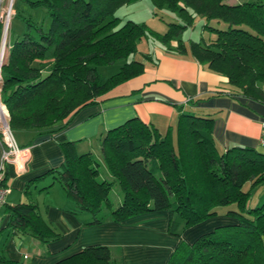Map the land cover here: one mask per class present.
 <instances>
[{"label":"trees","instance_id":"16d2710c","mask_svg":"<svg viewBox=\"0 0 264 264\" xmlns=\"http://www.w3.org/2000/svg\"><path fill=\"white\" fill-rule=\"evenodd\" d=\"M27 1L45 10L51 25L44 32L26 20L28 31L11 45L3 66L0 96L12 131L52 134L79 110L141 76L150 56H143L145 61L130 59L148 36L168 52L190 55L227 78L234 94L264 105V2L151 0L156 11L167 10L183 22L169 23L168 31L160 34L146 24L116 16L122 7L141 0ZM197 17L206 21L204 27L216 38L187 45L181 35ZM212 21L226 27L210 26ZM117 62H123L119 71L103 79L99 69ZM214 127L212 115L184 113L174 128L162 134L138 118L131 119L102 139V159L111 180L99 179V163L92 154L79 155L72 143H64L61 170L31 181L26 192L52 176L44 190L60 183L82 211L93 215V224L169 212V234L180 242L167 264H264V203L248 207L254 187L264 185V154L247 147H232L221 154ZM115 184L123 197L116 209L110 200ZM247 184L251 187L245 191ZM232 205L236 207L227 216L236 218L237 224L220 226L192 244L184 241L187 230ZM7 211L13 234L45 244L61 238L37 205L23 203ZM0 264L14 263L0 256ZM56 264L121 263L110 247L91 246Z\"/></svg>","mask_w":264,"mask_h":264},{"label":"crops","instance_id":"0c3cea01","mask_svg":"<svg viewBox=\"0 0 264 264\" xmlns=\"http://www.w3.org/2000/svg\"><path fill=\"white\" fill-rule=\"evenodd\" d=\"M242 0H234L241 4ZM236 5V4H235ZM174 47L176 42H172ZM145 72L125 82L98 103L79 110L62 129L52 134L38 131L19 133L18 143L29 148L30 161L25 171L8 167L10 193L1 210L0 256L14 264H56L91 246H107L121 264H167L180 239L169 234L170 213H144L123 222L107 220L93 224L94 217L82 211L60 183L46 176L31 187L28 184L65 163L62 145L72 143L79 155L102 156V139L111 129L138 118L165 134L174 128L184 113L212 115L213 137L222 154L232 147H247L264 153V105L232 92L228 79L210 71L190 55L167 51L153 43ZM136 58V57H135ZM2 148L0 146V163ZM119 198L115 209L122 203ZM32 203L45 221L61 234L58 241L43 243L28 235L17 236L8 227V207ZM229 211V210H228ZM218 209L219 216L187 230L183 239L194 243L220 226L234 225L236 218Z\"/></svg>","mask_w":264,"mask_h":264},{"label":"rangeland","instance_id":"374dc122","mask_svg":"<svg viewBox=\"0 0 264 264\" xmlns=\"http://www.w3.org/2000/svg\"><path fill=\"white\" fill-rule=\"evenodd\" d=\"M241 2L242 3L244 2H264V0H242ZM226 3L229 5L237 4L234 2V0H226ZM13 13H14V17L12 18V21H11L10 33H9V38H8L10 45L24 38L25 33L28 31L26 20H29L35 26L41 28L44 32L48 31V29L50 28L51 19L46 13V11L41 8L31 7L27 0H15L14 6H13ZM116 16L124 20V22L130 20V21H134L139 24H146L151 30L158 32L160 34H165L168 31L169 23H173V22L183 23L178 18V16L174 13H171L167 10L156 11L151 0H141L140 2L136 4L124 6L118 10ZM205 24H206V21L204 19L197 17L195 19L193 27H190L183 32V34L181 35V40H183L187 45H189L191 42L208 43L211 39H215L216 35L211 33L209 30H207L204 27ZM210 26L221 28V29H224L226 27L224 23L219 24L216 21H212L210 23ZM32 32L33 34L36 35L35 30H32ZM153 43L159 44L154 39H152L150 36L143 39L138 45V52L134 56H132L130 60H134L135 57H136V60H139V61L144 60L143 55L146 54V52L151 49L150 47ZM50 58H51V54L49 56V61H52V59ZM7 61L8 59L6 60L5 64L7 63ZM122 65H123V62H117L113 65L100 68L99 73L102 76V78L106 80L110 78L111 76H113L114 74H116ZM0 92H1V84H0ZM13 132L18 141V135L19 133H22V131H19V132L13 131ZM95 156H96L97 162L99 163V167H98L100 170L99 179L100 180H104V179L111 180L112 178L109 176L105 168L102 156L100 154L99 155L96 154ZM250 187H251L250 184H247L244 188L245 191H248ZM121 197H122V193L118 185L117 184L113 185L111 194H110V200L113 206H116L119 198ZM263 203H264V185H258L254 187L252 191V195L250 197L248 207L256 208L257 206H260ZM235 207L236 206L232 205L229 207H223L222 209H225L226 211H228V210L234 209ZM104 211H107V210L104 208Z\"/></svg>","mask_w":264,"mask_h":264},{"label":"built area","instance_id":"2783aa9c","mask_svg":"<svg viewBox=\"0 0 264 264\" xmlns=\"http://www.w3.org/2000/svg\"><path fill=\"white\" fill-rule=\"evenodd\" d=\"M15 0H0V84L2 81V68L8 59L11 45L9 33L12 18L14 17L13 6ZM9 113L0 96V146L2 156L0 163V227L2 224L1 210L6 205V198L11 189L8 183V167L15 165L19 171H25L30 161L29 148L21 147L11 130ZM264 127V125H263ZM264 145V130L261 139Z\"/></svg>","mask_w":264,"mask_h":264}]
</instances>
